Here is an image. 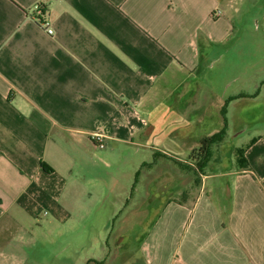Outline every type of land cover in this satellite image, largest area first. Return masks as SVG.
Returning <instances> with one entry per match:
<instances>
[{
	"label": "crops",
	"instance_id": "crops-1",
	"mask_svg": "<svg viewBox=\"0 0 264 264\" xmlns=\"http://www.w3.org/2000/svg\"><path fill=\"white\" fill-rule=\"evenodd\" d=\"M37 3L55 35L31 19ZM262 3L0 0V264H50L55 235L95 224L118 163L132 164L131 174L140 168L138 176L156 167L151 191L172 198L141 211L143 264H264V82H250L258 91L238 75L208 82L217 64L245 50L244 39L262 45L264 16L254 14ZM225 103L238 121L253 112L258 124L236 149L242 163L219 155L231 134ZM224 130L199 169L193 151ZM246 132L239 124L233 138ZM122 193L127 210L132 198ZM120 236L131 244L132 235ZM106 258L95 251L78 264Z\"/></svg>",
	"mask_w": 264,
	"mask_h": 264
},
{
	"label": "rangeland",
	"instance_id": "rangeland-1",
	"mask_svg": "<svg viewBox=\"0 0 264 264\" xmlns=\"http://www.w3.org/2000/svg\"><path fill=\"white\" fill-rule=\"evenodd\" d=\"M256 12L254 14L264 16V0L260 7L255 8ZM249 16H247L248 18ZM260 39H262V45L259 47H254L252 38L244 39L245 42V50H235L231 52L224 61L217 64L211 73L210 77L208 78V82H235L236 77L240 79V81L236 82H244V86L248 91L255 90L258 91L261 89L260 83L255 88L254 84L250 82H264V29H260ZM248 37V36H247ZM250 37V35H249ZM261 47V49H259ZM259 49V50H258ZM242 51V52H240ZM248 82L251 84V87L248 86ZM244 88V89H245ZM226 88L223 87L219 90V93L222 95L223 91ZM233 90V89H232ZM232 93V92H230ZM203 95L206 97L209 95L208 93L204 92ZM263 96H264V89H263ZM228 103V102H227ZM227 103L224 104V109L227 108ZM230 103V102H229ZM201 109V108H200ZM199 109V111H200ZM235 110V114L233 113ZM228 112V122L230 123L229 131L231 132L230 138L227 139V146L221 153H219L220 157L226 158H234L239 156L237 152L238 147H244L247 141L253 137L251 132L254 131L255 126L257 127L258 124H254L253 117L254 113H248L245 118V122L241 120H237L236 109L234 105L229 106L227 109ZM226 114L224 113V116ZM240 125L244 126L246 129V134L243 133L239 137L241 139L238 140L237 137H234L235 130ZM171 138V137H168ZM215 154L216 151L211 150L212 154ZM104 152H101V155ZM130 154V153H129ZM124 155V154H123ZM217 154V156L219 157ZM130 157V155L128 156ZM119 158V157H118ZM129 159V158H128ZM133 161L137 162V159H140L139 155H136L134 158L131 157ZM126 160V158L124 159ZM168 164V163H167ZM173 168V166L167 165V170ZM219 166H215V169H219ZM133 167L132 164L125 165H115L112 170L110 171L115 175V181L117 185L115 189L112 191L111 198L108 199V202L105 204V207H101V211L94 217L95 224L89 225L85 228L78 227V231H71L65 230L63 238H57L56 235L54 236L55 241L53 246L47 247V257L50 264H78L80 259H86L90 253H94L96 251V255L101 258H106L108 262L105 264H143V259L141 255V243L142 237H138L140 231H138V225L141 222V211L143 209H148L151 207H155L158 203L166 202L162 199V192L159 194H155L151 191L153 187H156L159 183L154 181V178H157L154 175L156 171V167L153 170H148L146 168L141 169L138 168L133 174H131ZM159 169V168H158ZM155 172V173H154ZM210 172L209 168H204L203 173L207 174ZM161 173V169L159 174ZM137 174V175H136ZM184 173L183 175H185ZM148 175V176H147ZM181 174L180 177L183 176ZM199 176V173H198ZM113 180V179H112ZM178 181V180H177ZM111 183V179L108 180ZM178 185V183L176 184ZM211 185V184H210ZM174 186V184H168L166 187ZM127 188V194L129 198H132L130 206H128L127 210H122L126 208L127 202L126 199L122 200L120 197L124 194L122 193V189ZM201 190V187L199 188ZM148 194H153L152 197H149ZM161 194V195H160ZM155 195V196H154ZM156 195H158L159 199H156ZM160 195V196H159ZM119 197V198H117ZM172 198L168 199L166 203ZM118 201V202H116ZM124 201V202H123ZM119 205L121 210L114 217V221H111V224L108 226L109 230L108 233L104 227L108 225L110 211ZM115 206V207H114ZM165 206V205H164ZM163 206V207H164ZM134 210L127 218L129 221L124 219L127 215L125 211ZM148 217V215L146 216ZM149 217H151L149 215ZM130 224V225H128ZM130 226L134 227V230H130ZM128 229V230H126ZM126 231V232H125ZM128 233L132 235L131 237V244L128 246H124L120 243H117L120 235ZM111 234V237H109ZM65 241V255L62 254L64 248L62 247V241ZM102 244L103 247H100ZM107 244V246H106ZM100 247V248H99ZM100 250V251H99ZM102 254V256H100ZM109 255V256H108ZM65 256V257H64ZM40 257V254H38ZM65 258V262H64ZM85 264V263H84ZM88 264V263H86ZM92 264V263H90Z\"/></svg>",
	"mask_w": 264,
	"mask_h": 264
},
{
	"label": "trees",
	"instance_id": "trees-1",
	"mask_svg": "<svg viewBox=\"0 0 264 264\" xmlns=\"http://www.w3.org/2000/svg\"><path fill=\"white\" fill-rule=\"evenodd\" d=\"M225 135L226 131L224 130L215 136H212L210 138H204L201 142L200 148L198 150L193 151L191 158L197 160L199 169H202L204 167V164L211 157L212 147L216 144H220L224 140ZM238 154L239 162L242 163L246 161L244 157L245 151L243 149H240ZM247 166L248 165L246 162L245 167Z\"/></svg>",
	"mask_w": 264,
	"mask_h": 264
},
{
	"label": "built area",
	"instance_id": "built-area-1",
	"mask_svg": "<svg viewBox=\"0 0 264 264\" xmlns=\"http://www.w3.org/2000/svg\"><path fill=\"white\" fill-rule=\"evenodd\" d=\"M30 17L33 21H35L45 32L53 36L55 35V29L53 27V23L49 20L47 17V12L45 10V7L37 3L31 8ZM93 141L98 144L101 148H104V144L102 143L103 136L96 135L92 137Z\"/></svg>",
	"mask_w": 264,
	"mask_h": 264
}]
</instances>
